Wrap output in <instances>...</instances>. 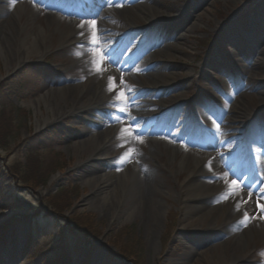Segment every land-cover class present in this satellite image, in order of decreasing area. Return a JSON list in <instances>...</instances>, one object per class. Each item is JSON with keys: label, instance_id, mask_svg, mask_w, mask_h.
<instances>
[{"label": "rangeland", "instance_id": "1", "mask_svg": "<svg viewBox=\"0 0 264 264\" xmlns=\"http://www.w3.org/2000/svg\"><path fill=\"white\" fill-rule=\"evenodd\" d=\"M8 1L0 2L10 18L8 23L10 25L0 26V42L4 41L7 50L6 55L0 52V111L3 106L6 107V114L9 116L0 112V232L2 230L7 232L6 243L0 245V264H46L49 260L60 264L64 256L63 250L57 247L60 243L69 252L67 255L69 264H207L203 254L215 247L217 250L212 255L216 264H264V233L250 237L248 246L244 248L245 257L232 261L228 256L233 248L231 238L234 231L231 230L234 229L235 224L226 223L219 218L215 222L218 223L215 224L217 226L208 223L196 230H193L192 226L181 228V202L171 199V196L165 195L163 191L171 192L172 195L178 193L180 185L188 174L185 171L175 172L168 165H164V160L174 165L178 161L169 154L158 152L160 156L150 160V166L158 174L157 186L163 192L154 198L156 205L162 208L158 219L153 217L146 219L137 214L130 218L122 214L112 217L110 205H106L102 211L83 205L82 200L85 196L96 197L100 191L104 189L112 191L116 186L115 183L109 186L103 183L97 186L94 183L85 184V178L99 179L104 174L111 173L118 164L130 163L129 154L123 152L122 147L117 146L109 152L99 151L104 153V156L94 157V149L82 147V143L88 137L84 126L93 120L95 116L93 111L69 113L62 120L40 128L37 126V120L42 112L47 116V111L42 104V112H36L31 101L42 96L44 91L49 93L56 88L47 84L52 77L57 78L52 76L51 71H64L77 59L75 45L62 43L60 34L56 31L58 23L48 16V12L55 15L64 25L70 18L77 19L71 12L81 10L84 3L81 2L82 0H62L58 10H54L49 7V2L52 0ZM162 1L154 0L160 9V12L156 10L155 16H159L161 12L168 13L167 9L171 4L177 3L187 8L191 3L200 0H164L166 4ZM91 2L98 4L96 0ZM213 2L204 7L202 13L206 15V19L200 22L199 16H196L192 20V23L193 21L199 23L201 27L191 33L194 36L188 44L194 49L185 47L187 54L172 51V56L167 63L165 62L168 68L174 67L196 75L204 70L200 80H194L190 86L186 85L178 89L184 92L185 98L195 100L186 109L192 127L189 128L188 123L179 125L177 133L181 137L186 134L188 138L199 137L197 126L193 121L194 113L198 121H203L204 115L211 123L215 122V119L205 115L206 106L215 102L214 96L223 94L224 97V93L233 88L234 96L242 99L243 83L236 80L242 65L248 66L253 60L261 62L253 78V84L246 87L248 93L243 96V101H249L255 106L258 100L257 92L264 86V56L260 54L255 56L254 53L252 60L245 64V59L240 54V51L246 54L249 51L254 52L253 50L257 48L256 39L264 34L262 18L264 0H237L230 1V4L225 0H213ZM86 7H91V4L88 2ZM134 19L135 25L144 22L143 17L140 16H135ZM222 20L223 25L219 27ZM132 25L127 23L121 25L123 31L125 29L124 35L127 29H134L135 26ZM40 31L46 32L44 37L38 38L39 45L47 47L45 56L37 58L29 55L27 60L21 63L24 55L23 39H29L30 35L34 36ZM148 37L135 35L133 45L140 48ZM233 37L238 38V45L235 47L230 45ZM138 48H133V52L127 56L124 54V58L132 56ZM122 49L120 46H115L113 53L119 55ZM109 57H105V54L101 55L99 60L88 69L91 74L86 73L83 67H79L73 70L72 76L85 81L87 75H95L104 70ZM181 61L189 65L184 67ZM10 62L12 66L19 64L17 68L11 70ZM75 96L78 97L76 100L80 99L79 93ZM235 100H230L229 106L235 103ZM69 103V108H72L74 103ZM115 110L118 109L112 107L110 115H116ZM214 113L219 116L218 110ZM9 124L10 128L6 127ZM104 124L114 128L116 122L107 120ZM186 129L189 131L186 132ZM245 129L244 123L234 125L229 133L225 134V138L227 140L235 136L237 138H234L230 145L219 150L225 154L227 150L236 151L241 147L242 142L238 134L242 136ZM57 130H59L58 139L52 140L55 134L51 132L58 133ZM42 134H46L50 139L40 137L35 140L33 146H28L27 142ZM209 138H214L213 134L210 137L207 133L201 136L206 143ZM250 141L254 148L252 151L254 158L251 152L250 157L257 163L258 169L262 170L264 148L257 141L253 142V139ZM175 143L186 146L181 139ZM31 148L38 150V161L28 155ZM138 149L145 152L150 149V145L143 139ZM192 149L197 154L207 152L203 147ZM214 152L217 153L218 149ZM241 156L242 154H239L237 159L240 160ZM16 164H19V168ZM26 166L27 180H22L20 177ZM260 176L255 180L257 181L255 184L254 181L244 185V190L257 186L255 189L257 192H253L252 197L248 199L251 201V206L247 210V215H253L255 218H258L261 212L264 216V208L260 207L264 206V201L261 197H257L261 192L264 194L262 191L264 176ZM53 178L54 187L49 188ZM38 179L44 180L39 183ZM59 193V207L63 208L60 212L55 211L53 205L49 203V198ZM225 196L228 198L229 195L224 193L212 197L209 202L212 204L223 202ZM95 200L98 201V197ZM254 210L255 214L252 213ZM217 217L218 213H213L209 216L208 222ZM73 219H77L79 223L74 222ZM83 227L95 236L84 237L85 234L84 236L81 234L85 232ZM83 255H88V258ZM221 255L226 256V259H220Z\"/></svg>", "mask_w": 264, "mask_h": 264}, {"label": "bare ground", "instance_id": "2", "mask_svg": "<svg viewBox=\"0 0 264 264\" xmlns=\"http://www.w3.org/2000/svg\"><path fill=\"white\" fill-rule=\"evenodd\" d=\"M7 1L0 0L1 3H7ZM60 1H50L49 7L57 9ZM211 1L214 3L213 0L193 2L187 8L174 3L169 5L168 13L161 12L159 16H155L156 10L160 12V9L154 0H98L96 1L98 4H92L91 7L79 12V16L83 18L82 21L70 19L64 25L55 15L48 12V16L58 23L56 31L60 34L62 43L74 44L79 55L73 65L64 71H51L52 76L57 78L52 77L47 84L54 85L56 88L49 93L44 91L42 96L32 100L31 104L35 106L36 112H42V104L46 108L47 116H44L42 112L37 120V126L40 128L62 120L69 113L93 111L95 113L93 120L84 126L88 137L82 143V147L94 149V157L104 156L106 151L109 152L117 146L122 147L123 152L129 154L130 163L118 164L111 173L104 174L99 179L85 178V184L94 183L97 186L103 183L109 186L115 183L116 186L112 191H106V189L100 191L96 196L98 201L94 196H85L82 200L83 205L100 211L106 205H110L112 217L122 214L130 218L137 214L146 219L148 217L158 219L162 208L156 205L154 198L162 192V189L157 186L158 174L150 166V160L159 157L158 152L169 154L178 161L174 165L164 160V165H168L175 172L185 171L188 174L183 184L180 185L178 193L172 195L171 192L163 191L165 195L171 196V199L181 202V228L192 226L191 228L196 230L208 223L214 226L218 224L215 222L219 218L226 223L235 224L234 229L231 230L234 231L233 238H231L233 248L228 256L229 259L232 258V261H235L245 257L244 248L248 246L250 237L264 233L262 212L258 218L252 215L248 216L250 217L248 221L244 220V213H247L248 207L251 206V201L248 199L252 197L253 192H257L255 186L244 190V185L258 180L260 175L264 176V166L260 171L254 170L245 160L237 168L238 161L234 158L229 160L228 157L232 151L227 150L224 154L219 149L230 145L232 140L237 138L235 136L227 140L225 134L229 133L234 125L242 123L246 124L249 140L253 139V142L257 141L264 147V86L257 92L258 100L255 101V106L249 101H243V96L245 97L248 93L246 87L253 84V78L261 62L253 60V63H249L248 66L240 67L236 80L243 83L242 95L240 94L242 99L234 96L232 88L224 93V97L223 94L214 96L213 105L206 106L205 115L215 119V122L211 123L203 115L202 127L206 129V132H203L209 136L213 134L214 137L209 138L208 143L199 139L200 130L198 128L196 131L199 137L196 138H188V134L181 137L177 133L179 125L188 123L189 128L192 127L186 109L195 101L185 98L184 92L178 89L186 85L190 86L194 80H200L204 70L202 69L199 75H196V73L183 72L166 66L172 56V51L187 54L185 47L194 49L188 44L194 36L191 33L201 27L199 23H194V21L192 23V20L196 16H199L200 22L206 19V15L202 12ZM230 1L237 0H225L228 3ZM162 2L166 4L164 0ZM135 16L143 17L144 22L135 25ZM262 18L264 20V15ZM91 19L96 20L94 23L98 40L95 44L91 40L93 33ZM9 21L10 18L4 6L0 5V26L8 24ZM223 22V20L220 21L219 27L223 25ZM123 23L133 24L132 26H135L133 32L128 34V31H131L129 28L124 35L125 29L123 31L121 26ZM45 34V31H40L34 36L30 35L29 39H23L24 52L22 53L24 55L21 63L27 60L29 55L37 58L45 56L47 47L44 45L41 47L38 42V38L44 37ZM138 34L149 36L141 48L133 45L134 35ZM237 43V37L230 40V45L233 47L238 45ZM115 46L123 48L119 55L113 53ZM256 46L254 52L249 51L246 54L241 51L245 64L252 60L254 53L255 56L256 54L264 56V34L256 39ZM133 48H138V50L129 58H124V54L127 56L133 52ZM0 52L7 54L4 41L0 42ZM103 54L105 57L110 56L111 59L105 65L104 70L95 75H87L85 81L72 76L73 70L79 67H83L88 73L90 66L97 62ZM259 60L262 59L259 58ZM181 63L184 67L189 65L185 61ZM18 64L12 66L10 62L11 70L17 68ZM193 67L195 68V65ZM109 77L114 79L117 86L113 91L108 90ZM81 81L83 83H77ZM119 91H124L126 99H117ZM78 93L80 99L76 100L78 97L75 95ZM232 99H236L235 103L229 106ZM69 102L74 103L72 108H69ZM112 107L118 109L115 110L116 115L114 116L110 115ZM120 108L124 111H120ZM215 110H218L219 116L214 113ZM107 120L116 122L115 127L104 124ZM121 129H129L130 132H121ZM188 131L186 129V132ZM236 133L239 132L236 131ZM238 136L241 139L244 138L243 135L238 134ZM143 139L150 145V149L145 152L138 149ZM180 139L186 146L175 143ZM193 147H204L207 152L197 154L192 149ZM215 149H218L217 153L214 152ZM101 150H105L104 153L99 152ZM232 181H236V184L233 185ZM54 182L53 178L49 188L54 187ZM249 192H251L250 197ZM224 193L229 196L223 202L216 204L209 202L210 198ZM257 197H261L264 201L262 192ZM237 204L240 205L238 209ZM216 212L218 217L208 222L209 216ZM254 212L255 210L252 213ZM216 250L217 247L204 252L203 257L206 258L204 261L207 264H216L212 255ZM226 256L221 255L220 259L225 260Z\"/></svg>", "mask_w": 264, "mask_h": 264}, {"label": "trees", "instance_id": "3", "mask_svg": "<svg viewBox=\"0 0 264 264\" xmlns=\"http://www.w3.org/2000/svg\"><path fill=\"white\" fill-rule=\"evenodd\" d=\"M1 110H2V111H0L1 113L6 114V111H7L6 107L3 106V107L1 108ZM6 115H7V114H6ZM7 116H8V115H7ZM8 117H9V116H8ZM8 119H9V118H8ZM8 126H9V128H10V124H9V125H6V127H8ZM7 130H8V128H7ZM9 130H10V129H9ZM9 130H8V132H10ZM57 131H58V130H57ZM3 133H4V132H3ZM51 133H52V134H55L54 137L52 138V140H56V139H58L59 131H58V133H54V132H51ZM40 137L50 139V137H47L46 134H42V135L37 136L36 138L30 140L29 142H27L28 146H29V147H30V146H33V144L35 143V140H38ZM4 141H5V140H4ZM35 152H36V154H35ZM37 153H38V150H36V149H34V148H31V150H30V152H29L28 155H31V157H33V159H34L35 161H38V160H37V156H38ZM36 166H37V165H36ZM16 167L19 168V164H18V165L16 164ZM25 172H27V166H26L25 169L23 170V175L20 177L22 180H27V179H26L27 174H26ZM41 180H44V179H38V182L41 183V182H42ZM40 181H41V182H40ZM49 200H50V203H51V204L53 205V207L55 208V211L60 212V211L63 210L62 207H59V206H60V193L51 196V197L49 198ZM73 221L76 222V223H79L77 219H73ZM77 225H78V224H77ZM80 226H81V225H80ZM83 228H84V231H85V232H83V233H81V234H82L83 236H84V234H85L84 237H87V236H91V237H93V236H95L94 233L90 232L89 230H86L85 227H83Z\"/></svg>", "mask_w": 264, "mask_h": 264}, {"label": "snow or ice", "instance_id": "4", "mask_svg": "<svg viewBox=\"0 0 264 264\" xmlns=\"http://www.w3.org/2000/svg\"><path fill=\"white\" fill-rule=\"evenodd\" d=\"M81 27H83V25H81ZM81 35H83V33H81ZM91 40H92V42H93L94 44H95V43L97 42V40H98V37H97V35H96V31H95V23H94V22H93V33H92ZM77 55H79V53H77ZM99 70H100V69H97V71H99ZM121 83H123V81H121ZM108 85H109V86H108V90H109V91H113V90L117 87L116 84H115V82H114V79H113L112 77H109V78H108ZM117 99H118V100H124V99H126L124 91H119V92L117 93ZM119 110H120V111H124L123 108H120ZM125 131H129V132H130L129 129H121V132H125ZM141 142H142V141H141ZM232 184L235 185V184H236V181H232ZM249 187H250V186H249ZM262 191H264V189H262ZM248 195H249V197H250V196H251V192H249ZM224 199H227V197L225 196ZM245 202H246V201H245ZM236 207H237V209H238V208L240 207V205L237 204ZM260 207L264 208V206H260ZM249 219H250V217H248L247 213L245 212V213H244V220H245V221H248Z\"/></svg>", "mask_w": 264, "mask_h": 264}]
</instances>
